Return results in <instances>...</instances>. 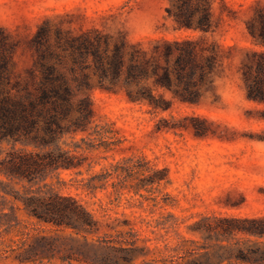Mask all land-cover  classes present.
I'll use <instances>...</instances> for the list:
<instances>
[{"label": "trees", "instance_id": "obj_1", "mask_svg": "<svg viewBox=\"0 0 264 264\" xmlns=\"http://www.w3.org/2000/svg\"><path fill=\"white\" fill-rule=\"evenodd\" d=\"M124 8L90 19L59 14L54 41L44 13L0 23V146L10 145L0 148V240L17 237L20 263L61 252L57 238L34 232L40 228L77 236L63 261L74 260L72 249L89 264H134L151 246L163 255L162 264H264V162L244 163L227 151L167 153L163 166L144 169L141 183L179 184L180 200L199 210L185 219L147 222L146 232L124 217L125 210L121 220L110 217L97 198L117 172L48 181L84 167L82 155L63 149L61 141L90 135L101 108L97 93L174 119V128L193 142L218 139L222 145L238 136L216 132L219 122L212 118L223 103V80L262 106L264 117V0H141ZM231 29L237 38L226 44ZM123 171L124 180L131 177L130 168Z\"/></svg>", "mask_w": 264, "mask_h": 264}, {"label": "rangeland", "instance_id": "obj_2", "mask_svg": "<svg viewBox=\"0 0 264 264\" xmlns=\"http://www.w3.org/2000/svg\"><path fill=\"white\" fill-rule=\"evenodd\" d=\"M136 2L134 0H0V23L5 24L22 19L28 21L38 18L41 13L47 14L53 28L51 41H54V28L58 21L56 16L59 14L70 12L90 19L98 13L111 14L113 8L122 5L125 6L122 10L125 13L128 6ZM224 38L226 44H232L237 36L231 29ZM65 62L63 67L68 68L70 63L67 57ZM91 82L96 83L94 76ZM232 82L228 79L220 82L219 92L223 97V103L212 113L213 120L219 122L216 123L218 125L216 132H236L238 135L236 139L222 145L218 139L208 140L209 142H193L185 139L179 133L180 131L174 128V119H161L160 116H155L147 110L129 109L117 97L97 93L101 108L89 125L87 132L90 135L85 141L80 137L72 138L68 135L61 141L63 149L82 155L81 161L84 167L81 168L80 173L64 171L55 173L48 181L81 182L83 178L94 175L104 176L108 172L115 171L117 173L108 175L109 181L97 191L99 192L97 198L103 201L110 217L121 220L122 215L119 212L125 210L124 217L131 220L141 232L148 230L147 222L154 224L169 215L179 219L188 218L199 208L187 207L180 200L178 195L181 185L176 183L143 185L140 180L148 174V171H144L145 168L154 165L163 166L162 160L169 152L176 155L181 152L187 156L188 154L212 156L227 151L231 154H239V158L244 163L264 162V117L260 113L263 108L255 102L248 101L243 91L237 84L235 87L233 84L235 82ZM121 85V83L118 84L119 87ZM82 95L83 91H80L77 97L80 98ZM76 116V113L71 114V118ZM0 148L5 152L10 145L4 143ZM124 168H130L128 172L131 177H127L126 180L123 179L126 175ZM120 173L123 175L118 177ZM176 175L173 169V178ZM19 217L30 227L38 228L39 225L35 220L22 213ZM127 229L128 227H125V230ZM34 232H38L41 236L57 238L56 243L60 246L61 252L51 260L20 263L15 258L19 252L16 245L17 237L13 234L5 235L3 240H0V264H89L83 261V255L77 254L72 249L68 251V254L72 255L74 260L61 259L64 251L70 248L71 237H77L71 232L57 234L40 228ZM143 244L140 243V245ZM146 250V254L139 255L134 264H162L163 255L159 253L158 248L147 246ZM75 258L82 261L79 262Z\"/></svg>", "mask_w": 264, "mask_h": 264}]
</instances>
